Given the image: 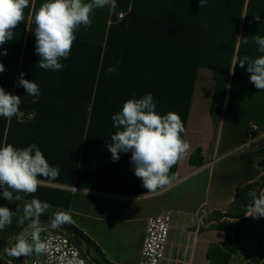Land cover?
Segmentation results:
<instances>
[{"label":"crops","instance_id":"0c3cea01","mask_svg":"<svg viewBox=\"0 0 264 264\" xmlns=\"http://www.w3.org/2000/svg\"><path fill=\"white\" fill-rule=\"evenodd\" d=\"M29 2L13 40L0 46V53L7 50L0 55V87L20 96L25 113L23 123L0 117V146L35 143L60 174L34 197L12 202L38 198L48 210L67 213L110 264H138L148 218L171 212L166 264H209L208 252L226 238L210 217L227 213L238 192L264 174V90L239 63L232 70L238 57L261 55L252 36H264V0H204L203 6L200 0H116L115 10L95 9L91 25L76 30L57 72L38 67L33 16L45 0ZM117 61L118 74H108ZM21 72L39 85L38 103L18 86ZM148 93L158 113L179 114L190 143L171 169L173 184L156 192L135 176L131 152L113 161L107 147L117 131L111 116ZM253 123L260 136H251ZM197 151L203 163L192 165ZM88 223L103 229L98 240ZM248 235L229 264H261L253 261L264 239L260 221Z\"/></svg>","mask_w":264,"mask_h":264},{"label":"clouds","instance_id":"9594fccd","mask_svg":"<svg viewBox=\"0 0 264 264\" xmlns=\"http://www.w3.org/2000/svg\"><path fill=\"white\" fill-rule=\"evenodd\" d=\"M203 3L204 0H200V6ZM29 7V0H0V46L13 40V30L24 20L25 9ZM105 7L115 10L116 0H45L33 16L35 53L40 57L38 67L53 72L62 70L65 65L61 60L69 57L77 39L76 30L81 25L90 26L93 11ZM255 19L259 21L260 17L255 16ZM240 40L245 44L249 42L248 38ZM252 40L261 55L238 57L232 70L239 63L240 68H246L254 87L264 90V36L256 34ZM6 54V49L0 53ZM4 71L5 66L0 62V73ZM118 71L119 61L107 69L108 74H118ZM24 75L23 72L19 74L18 86L26 90L27 97H32L31 103H38L40 87L33 80L24 79ZM21 103L20 96L0 87V117L9 120L15 117L18 123H23L25 113L20 108ZM157 103L151 93L139 99L126 100L122 109L111 116L113 128L117 131L111 135V143L107 144L113 161H118L121 153L131 152L134 174L141 179L147 192L170 187L175 179L171 174L172 167L184 159L190 149V143L182 136L185 127L179 114L168 112L162 115L156 111ZM59 174V167L50 165L35 143L23 148L12 144L0 146V196L9 202L22 201L25 196L34 197L43 183L56 181ZM38 177H44L46 181ZM250 195L253 202L246 216L264 217V192ZM50 207L47 201L38 198L25 203L18 223L23 225L27 222L26 231L16 236L7 250L8 256L20 258L48 251V245L40 236L44 231L40 217ZM19 211V208L13 211L0 206V231L11 225L13 216ZM70 219L67 213L57 211L48 222L51 228L56 229Z\"/></svg>","mask_w":264,"mask_h":264},{"label":"built area","instance_id":"2783aa9c","mask_svg":"<svg viewBox=\"0 0 264 264\" xmlns=\"http://www.w3.org/2000/svg\"><path fill=\"white\" fill-rule=\"evenodd\" d=\"M252 137L260 136V127L253 123ZM173 218L171 212L151 216L147 220L138 264H166ZM48 245L46 253L13 258L0 253L2 264H95L87 255L85 246L61 229H48L40 234Z\"/></svg>","mask_w":264,"mask_h":264},{"label":"trees","instance_id":"16d2710c","mask_svg":"<svg viewBox=\"0 0 264 264\" xmlns=\"http://www.w3.org/2000/svg\"><path fill=\"white\" fill-rule=\"evenodd\" d=\"M202 163H203V158L201 157V152L197 151L192 156L191 164L200 165ZM263 179H264V174L258 182L248 185L238 192L236 199L233 202L230 210L234 209V207L238 205V203L240 202V199H242V195L248 194V197H249L248 198L249 203H248L247 208H245V210L241 211L235 217L236 219L238 220L240 219V220L233 222V223L220 224L216 226L218 230L226 233V238L224 242H221V243H218L212 246V248L208 252L207 260L209 264H229L232 258L238 253V250L242 246L244 239L246 238L248 231H249L248 229H246V226L248 225L247 223L250 221L247 218H245V216L248 213L249 207L253 202L252 196L250 195V193H253V192L257 193L260 187V183L263 181ZM214 214L220 217H224V215L220 212H216ZM19 217L20 215L18 214L13 216L11 225L6 226V229H3L2 231H0L1 236H4L6 234L14 235L17 232V230L21 228L22 225L18 223ZM228 217H231V216H228ZM66 224L70 226L71 228H73L74 231L79 233V230L75 226H73L70 222H66ZM85 240L88 241L90 244L93 243L88 238ZM103 260L106 262V264H110L109 262L105 260L104 257H103ZM253 261L262 262L263 258L261 257L258 258L257 256H255L253 258Z\"/></svg>","mask_w":264,"mask_h":264},{"label":"rangeland","instance_id":"374dc122","mask_svg":"<svg viewBox=\"0 0 264 264\" xmlns=\"http://www.w3.org/2000/svg\"><path fill=\"white\" fill-rule=\"evenodd\" d=\"M261 185V183H260ZM248 194H244L242 195V199H240V202L238 203L237 206L234 207V209L232 210H229L227 213H222L224 215V217H220L218 215H215L213 214L211 217H210V221H216L217 222V225H220V224H228V223H233V222H236V221H239L238 219H236L235 217L243 210H245V208H247L248 206ZM25 204L23 203H13V202H9V201H2L0 202V206H7L9 207L10 209H12L13 211H15L17 208L20 209L18 215L22 216L23 215V207H24ZM245 206V207H244ZM55 212H52L50 210H48L44 215H42L40 218H46V217H51ZM228 216H231V217H228ZM245 218H247L250 222H248L246 225V229H248V233L250 232V229L252 227V225H254V223H258L260 221V218H252V217H249V216H245ZM241 222V221H240ZM27 223V222H25ZM205 226H207V222H205ZM24 225V224H23ZM22 225V226H23ZM41 225L43 228H48V229H53L51 228L49 222H46V221H42L41 220ZM91 225V226H89ZM21 226V227H22ZM214 227V226H213ZM6 229V227H5ZM56 229H59V228H56ZM88 232L95 238L98 240V238H100V233L103 232V229L102 228H99L98 226L96 225H92L91 223H88ZM26 231V228L22 231L24 232ZM78 233V232H77ZM82 239H87L88 237L86 235L83 234V232H81L79 230V233H78ZM248 235V234H247ZM13 236L14 235H9V234H6L4 236H1L0 234V253L4 254V255H7V250L8 248L10 247V245L12 244L13 242ZM247 237V236H246ZM102 238L105 239L104 235H102ZM89 239V238H88ZM90 240V239H89ZM254 235L253 233H251L250 235H248L247 239H246V242H247V246L250 247L251 243L254 242ZM79 243L81 244L82 242V245H84V241L81 240H78ZM93 242V241H92ZM90 244V243H89ZM111 248H113L114 250L117 248V246L115 244H111L109 245ZM90 247H91V253L96 257L98 258L99 260H101L104 264H106V262L103 260V255L100 251V249L98 248V246L93 242L92 244H90ZM258 257H261L263 258V261L261 262V264H264V239L262 240V247H261V250H260V254ZM0 264L1 261H0ZM231 264H238V261L237 260H233L231 262Z\"/></svg>","mask_w":264,"mask_h":264},{"label":"water","instance_id":"95a60500","mask_svg":"<svg viewBox=\"0 0 264 264\" xmlns=\"http://www.w3.org/2000/svg\"><path fill=\"white\" fill-rule=\"evenodd\" d=\"M261 192H264V179L263 181L261 182V185L257 191V194L261 193ZM42 221H46L48 222L50 217H46V218H40ZM260 225H261V228H262V232H263V235H264V217H261L260 218ZM27 227V223H25L19 230H17V232L14 234L13 236V242L12 244L14 243L15 241V238L18 234H20L25 228ZM59 229H61L62 231H64L65 233L69 234V235H72L74 238H76L77 240H83L84 241V246H85V249H86V255L95 263V264H104L101 260H99L98 258H96L92 253H91V247H90V244L88 241H86L85 239H82V237L76 232L74 231L73 228H71L70 226H68L66 223H64L63 225H61L60 227H58ZM12 244L10 245V247L12 246ZM82 244V243H81ZM9 247V248H10ZM8 248V249H9ZM7 257H9L7 255Z\"/></svg>","mask_w":264,"mask_h":264},{"label":"flooded vegetation","instance_id":"af4514ba","mask_svg":"<svg viewBox=\"0 0 264 264\" xmlns=\"http://www.w3.org/2000/svg\"><path fill=\"white\" fill-rule=\"evenodd\" d=\"M81 242V241H80ZM82 243V242H81Z\"/></svg>","mask_w":264,"mask_h":264}]
</instances>
